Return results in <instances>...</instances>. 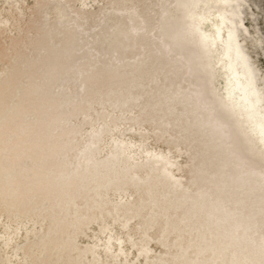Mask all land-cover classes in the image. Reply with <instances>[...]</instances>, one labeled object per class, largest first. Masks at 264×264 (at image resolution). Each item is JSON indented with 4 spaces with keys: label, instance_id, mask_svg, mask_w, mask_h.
<instances>
[{
    "label": "bare ground",
    "instance_id": "1",
    "mask_svg": "<svg viewBox=\"0 0 264 264\" xmlns=\"http://www.w3.org/2000/svg\"><path fill=\"white\" fill-rule=\"evenodd\" d=\"M47 1L48 0H44V1L42 0V3L45 4L47 3ZM61 1L62 0H50L49 4H52V2H58L61 4ZM208 1L210 0H165V1L160 0L159 2L153 1L152 4L148 5L149 10H151V12L153 11L152 13H150V11L148 10H145L146 5L142 7L143 2L136 5L133 4L130 7H124V9L125 8L134 9L132 14H128L127 16H125L126 27L128 29V32L126 34L122 33L121 35L122 37H120L117 33L111 34L109 37H107V40L110 38L113 40H110L111 42L110 45L105 43L106 44L105 46H104V42L103 43L100 42L102 41L101 39L100 41L97 40L99 39L98 37L105 35L106 32L107 33L109 31L110 33L112 32L111 28H112L113 20L110 17H108V19L110 18L108 22L102 23V20L106 18L105 13L109 12L108 11L109 8L103 6L97 7L95 5L89 7L85 6L87 7L84 8L85 11L92 12L93 10V14H95L94 17L97 18L96 23H94V25H97L96 27L97 30L93 28L94 30L92 29L91 32L89 30L80 32V36L83 38L85 36L86 41L80 42V39H78L80 38V36L77 38L78 39L77 42L74 44L72 49L69 50L72 51L73 53H76L77 57L69 62L68 64L69 66L67 65L68 68L75 66L74 64L76 63L81 62L83 58L87 60L86 62H89L92 57L97 58V56L99 54H102L104 50L112 49L117 51L116 55L108 57L111 60L109 59L105 60L103 56H100L103 59H101V62L97 60L96 65H94V68L98 67L99 69H104L105 67L103 68V66L106 65V63H108V65H110V67L113 68L112 69L113 71L118 70L119 74L125 75L130 73V72L129 73L125 72L127 68L129 70L130 68H135L136 64H139L141 61L146 60L147 57L145 56L147 53L150 54V56L148 55L149 58H158V56L168 52L169 53L168 57L165 56L163 57V59L167 58L168 59L167 63L172 65L169 72L170 76L173 77L174 75L178 74L182 77L181 80L176 79L173 82L175 88L177 90L178 89L181 90V93H179L178 95V100L180 101V103L186 100H190L192 103V107H194V109L197 110L196 107L198 105L201 108H204L205 106L202 104H204L205 97L207 98L206 95L208 94L209 96H211L208 92L211 91V88L219 86L222 77H223V84L225 85V89L217 93H213V95L211 96V101L207 103L206 108H204L206 114L204 115L203 119L199 122H193L189 125V127L186 130L187 134H189L188 139H185L184 137L182 138V140L181 139L179 141L176 140L179 136H181L182 133V128H176L174 131H169L168 133L163 135L162 138L159 137L158 140L160 138L161 139L152 145L147 144V142H145V138L151 134L152 129L160 128L165 125L172 124L173 122L178 120L183 113L190 115L197 114L193 109H189L185 111L183 107L180 110L178 106H175L170 110L162 111L161 114H158L153 118L149 117L147 123L149 122L151 123L150 125L152 127L150 129H147L144 124L142 127L135 128V131L130 133V135L127 138L130 141L129 143L131 142L133 143L135 140H139V139L141 140V138L142 140H144L143 143L141 142L142 143L141 145L140 143L138 144L139 145L138 148H135V150H131L130 149L131 147H129L130 144H128L129 146L120 147L117 150L116 148L115 149L113 148V145L119 143L121 139L124 138V131L128 130L131 127V125L138 122L139 119L146 118L145 117L146 113L144 111H141L140 109L141 103L146 102L147 99L145 96L146 94L143 91L142 95H140L138 98H136L131 102L132 103L131 106L135 107L134 111H131L130 113H125L124 110L125 108L128 107L127 105L121 106L119 108H116V110H114L115 112H118L120 114L119 115L120 120L118 124H121L123 131L108 135L103 134L102 136L95 137L101 125H103L104 128L106 129L108 127L110 128L111 126L116 125L117 122L114 123L102 122V124L100 123L101 125L100 124L96 125L92 123L77 128H76V124H74V127L73 125L69 126L70 128L71 127L73 128L71 129L68 128L67 130H65L64 128L67 125L58 126L55 132L53 134L51 133L52 137L56 136L57 139L56 143L54 145L45 148L37 147L38 144L36 146L34 145L35 150L33 155H35L36 152L39 154L37 162L33 163V160L24 162L23 157L25 156V154L28 153L30 154L31 152L29 151V149L26 150V152L25 151L18 152V149L19 147L23 148V146L26 147L27 144L28 145L32 144L34 142L33 140L37 138L38 134L34 135V131L32 129H34V127L36 128V124L39 122H43L48 126H50V124L52 123L53 120H55V118L60 117L59 112H57L56 110H61V107L63 106V104L66 102L67 99L72 100L73 97H75L77 94H83L85 87L84 83H86V81H82L84 83H80V81H77L75 80V78L74 79L72 78V80H70L69 83L73 84L74 82H76L77 90H68L67 87L69 86V83L67 85L65 83L63 84L61 83L60 79H59L60 81L50 82L44 87H41L44 84L43 82L52 79H45L44 81L39 83V85L42 84L40 87L38 85L35 88H33L34 92H37V90L39 89L37 93L33 92L34 95L33 102L34 104L36 103L35 108H26V107L22 108L23 110L21 109L20 111L24 115V119H23L24 121H22L18 126L15 127L12 128L6 127V129H8V131L12 132L13 134L12 133L8 134L7 137L3 138L2 140L0 139V147H1L4 146V143H7V141L12 140V138H15V136L19 135L18 136L19 139H20V135L28 136L26 140H24L25 138L22 139V141L19 142V145L13 148L15 149L14 151L15 155L7 164H5L4 167L5 170L4 169L0 170L1 171L0 179L2 178L6 180V178H8V175L11 171H14L15 169H19L21 167H24L26 171L21 173L20 176L16 175L18 174V172L15 173L14 176H12V179H8L6 182L0 185V196L3 190L6 189L5 188L6 186H10V189L15 190L22 185L25 186L32 185L31 187H29V189L19 190L15 194L7 197L4 201L1 202V203H6L8 208L12 207L11 205H17L19 203H20V207H22L24 206L23 204H28L29 200L31 203H29V205H27L25 209L20 210L19 213L20 218L14 220H12L11 217H14L15 213L19 212V209L16 212L8 211L9 209L6 208L0 209V212H4L3 214L6 213V215H8L7 217L8 220L5 221L4 224H0V233L4 235V237H2L0 240V248L6 249V251L0 254V264H35L39 261H41L43 264H153L152 261L162 258L163 253L166 250L160 245H159L160 248L155 252H153L152 254H150V250H148L147 247H144V249L140 248L136 256L142 254L143 258H140V260H138L137 262H135L134 259H132V257L127 255V253L130 252V250L132 249V245L136 241H139L140 244H146L144 242V239L142 240L141 238L143 237L145 238V236L147 235L150 236L151 232L147 230L148 228L152 226H156L158 224H161L163 227L164 225H166L165 221L167 223L169 222L168 219L170 220L172 219L171 221L172 225L168 229L166 228V230L164 231L162 230L163 231L162 235L164 237L166 236V241L168 242L175 239L180 234L182 228H180L179 226L175 227L174 225L180 221H185L186 219V217L184 216L185 214H182V211L185 209L183 213L186 212H188L189 214L192 213V210H194L196 206L198 207L197 203H201V199L207 191L204 189L205 187H200L199 190L196 189L198 194L192 197L190 200L188 194L192 193V191L190 190L194 189L195 187L193 188L188 187L179 191L182 187V185H179V183L183 182V180L186 179L185 177H183L184 176L183 174L188 172L190 168L186 167L187 169L180 170L182 171L181 173H179L180 175H176L177 172L172 173L171 170H168V172H165L166 173L165 176H168L167 178L168 183H163L162 181H163L164 173H157V177H154L147 172L150 166H154L156 164L163 165L172 162L180 166L181 164H185L188 161H190L191 158L193 159L196 153H200L203 156V158L201 159L202 163H200L195 169L192 170L195 173H198V171L202 172L204 169H206L205 163L208 161L206 160V157H208L209 152L212 151V148L211 150L210 149L208 150V148L205 146V143L208 144L212 142V140H215L218 137L221 138L220 136H222L223 133L231 132L226 127H229L227 125L231 124V119L233 123H237L236 122L237 117L238 119L239 118L241 119L243 123V128L240 129L237 127L236 132H239L241 134L243 130L245 131L249 130L251 134V138H255L258 140V144L263 147L262 152H264V82H262L261 84H257V80H256L258 77H262L263 75L259 73L256 64L246 53V50L243 49V43L241 42L239 36H245V34L241 32L239 29H237L236 31V23L232 22V17L234 15H239V13L243 11L239 15L241 16V19L239 20L240 22L239 24L243 23L242 17H244L245 15V10H243V7L240 5L243 4L244 6H246V4L242 1H248V0H212L211 5L210 4L208 5ZM237 3L238 5L234 6L233 8H230L231 4L234 5ZM84 4L87 5V3ZM29 6L30 5H28V7ZM202 6H205L203 10H201ZM50 8H54V6H49L48 8H45L44 11L46 12ZM5 9H7V7L0 9V21H4L6 18L9 17L14 18L13 17L14 14H12V12L8 13V16L7 15L5 16L4 13ZM224 9H226V11H224ZM67 10H69V8H67L65 5L62 4V7L60 8V13L61 11L62 13L60 14L58 12V15L56 14V16L58 17L57 19H59V16H64L65 20H68L67 13L66 15L64 14L65 13L64 11ZM197 10L199 11L198 15L201 17L205 14H210V15L214 14L213 17H215V19L213 20V22L215 29L214 32L212 33L217 40L219 39V35L221 33V30L223 29L221 25L223 23L226 24L227 22H229L231 25H226L225 28H227V30L224 29V31L227 32L228 35L225 34L226 38L223 39L219 45L221 49H220V55L217 58V64H219L220 68L216 67L218 69H214L213 72L211 71L208 77L205 78L204 83L202 80H200V87L197 89V91H195L194 89L197 88V79H200L201 76H202L201 79H203L204 76L207 74V72H204L205 71L204 69L202 70V68H200L199 63L200 61H202L209 68L208 70L213 69L212 63L214 61V57L211 53H209L210 52L209 48L211 49L212 47H215L214 44L208 43L209 37L213 35L210 34L208 31H203L200 29L198 22L195 19L196 16H194V19H192L191 16L188 15L190 14V12H194ZM117 11L120 12L121 9H117ZM168 11L169 14L167 15ZM223 11L224 14H222ZM52 14L53 13L51 11L50 12L47 11L45 14L44 13L41 14L40 19H37L34 22H30V23L27 22V25L29 27H31L30 24L32 23V26L34 27L32 29L34 30L32 31L33 33L29 35L28 39H25L24 44H22L18 49H16V47L10 48L9 49L10 51L8 53L4 55L1 54L0 61H4L6 59L5 58L1 60L5 55H8L9 59H13L15 57H18L19 54L22 53L29 54L31 51V42L33 40L35 41V39H39V37H42V39L40 40L42 46L48 45V43L50 42L49 40L50 33H53L55 31V26L53 27L50 18L52 17ZM147 14H150L149 22H152V29L149 30L148 34H146L145 30L141 31V29L145 27ZM217 14L219 15L222 14V15L219 17ZM111 16L113 17V15ZM78 17L79 16H75L74 18H72L71 21H75ZM137 18L139 19L135 24L134 20H136ZM45 20L47 21L46 24H45ZM84 20L83 18H81L80 20L77 19L75 22L70 23V25H68L67 27L68 30L66 29L65 32L66 33H69L70 31L75 32L83 24L90 23L87 21L85 22ZM57 23H58L57 25H59V22ZM48 24H49V29L46 27V25ZM43 27H46V29L48 30V31L47 30L42 31L43 33H46L44 35L41 34V29ZM11 30L12 27L9 26L5 30H3L0 33V35L2 33L3 35H5V33H8L4 37H9L10 35L9 33ZM105 30H109V31H105ZM162 30H165V32L167 30H170L169 31L170 35L165 37L161 42H159L158 41L159 37L165 32H163L157 38H155V35H157ZM89 33H90V37H88ZM57 35L58 36H56V38L58 39L54 40L53 41L54 43L51 44V46H49L48 48H46L45 50L46 52L51 51L53 47L56 45L60 46L59 42L64 38L65 34L63 31H61V33ZM140 35L141 36L144 35L143 36L144 38L141 39L137 38V36ZM254 35H256V43L259 46H262L264 44V37L260 34V32L257 29L255 30ZM129 39L131 40L133 39L134 41L127 42ZM103 41L105 40L103 39ZM140 41L143 43H147L149 45L148 46L149 49L150 48L152 49L149 50L138 47ZM121 43L127 45L123 48L124 49L123 53L120 54L117 47ZM131 43L132 45L128 47V44ZM178 44L180 45V47L176 49L174 53L173 51L172 53H170L171 48L172 47L174 48ZM141 46L143 45L141 44ZM42 49L43 47H40L32 53L34 54L37 51L41 52L43 51ZM190 49L194 51L192 53H189V55L190 54L191 55L188 58L187 56H185V53ZM61 52H62L61 48L56 50L53 53L52 56L53 59L56 60L59 57H61L62 56ZM182 55H184V58L181 57ZM142 56H144L145 58L144 60ZM41 58H43L42 55L36 54V55H32V60L31 59L29 60H31L32 62L34 59L38 61ZM87 58H89V60ZM126 58H131L129 60L132 61H130L129 64H127L126 66H124L123 68L124 70L119 71L116 65H118L119 62L120 64H122V61L125 60ZM149 58L146 61L150 60ZM66 61H68V59ZM31 62H29L22 70L23 71L26 70L30 66ZM62 62L59 64V66H63ZM158 62L161 61L159 60ZM164 63L152 67V69L149 72H148L149 68L144 69L143 71H141L142 70L141 69L140 72H137L131 79L133 81L131 89L133 90H130L128 92H123L122 94L116 97H110V96L107 97L108 92L106 93L103 91V93L101 94L98 100L92 101L91 103L89 102L86 103V107H82V109H78L81 111L76 110V108H79V105L82 103L81 101L85 100V97L87 96L85 95L81 97L82 99L81 101L78 102L75 101L74 103L76 104H74L72 107L66 108L67 105L63 106V109L65 110L62 109L63 111L61 110V113L63 115L66 114V118L69 119L71 118L74 123H78L77 120H80L81 117L85 118L87 117V115L90 118H95L96 116L100 115L93 113L95 111L96 105H99L100 103H104L107 101H110L111 104L112 103L114 104L118 100H120V102L125 101L131 98V95H134L138 89L141 90V86L142 88H144V85L145 84L147 85L146 83L147 79L152 77V81H159L157 73H161L162 70L165 71ZM150 65H152V62ZM188 69H191L192 71L201 69V71L200 70L195 71V73L189 75ZM14 70H15L14 68L12 69L9 68L7 70H3L2 72H0V81L2 79H5V77H9ZM55 70H58V67L47 69L46 66L41 70V72H39V75H35L33 78L30 79L31 81H36V79L40 78V75H42V78L52 73L54 75L56 74ZM88 70L89 69L87 68L85 69V67L78 69L76 71L77 77L80 78L81 74L83 75L81 79L88 76L86 75L89 74L86 73L88 72ZM102 71L104 70H100L98 73L94 75V77L100 75ZM108 73L111 72L108 71ZM184 74L188 75L187 78L185 79L183 78ZM91 77L93 76H89V79H91ZM104 80H105L104 76L99 78L98 81L96 80L97 85H102ZM259 80H261V78ZM259 80L258 82H260ZM128 81L129 80L117 81V79L114 81L113 79L112 81L113 85L111 84V87L113 88H115L116 86L119 87L120 85H123V83L125 84L128 83ZM26 82H27V78L24 79L23 82H20L19 84L25 86ZM169 82H170V78H169ZM151 85L156 86L153 83ZM151 85H148L147 88L151 87ZM109 89L110 87L108 88V90ZM172 89L169 88L166 95L164 93L163 94L161 93L159 95L156 94L159 102L167 103L169 99L171 98L174 99V97L177 98L176 97L177 95L174 96V94L176 93L172 92ZM55 91L61 92V98H60L61 101L60 100L59 101L57 100L58 102L52 101L49 104L44 105L41 102V100L44 98L43 96L49 92L53 94ZM26 92L24 93L26 94ZM18 93L21 92L18 91L12 92L11 95L9 96V99L17 100L18 98L21 97V95H23L22 93L21 94ZM50 99L54 100V97L48 98V100ZM217 101H222L224 103V106L221 109V113L230 112L228 115V119L221 120L225 123V128L222 129L220 128L213 129L216 123L217 124L220 123L219 121L214 123L213 128L210 127V125L213 124L214 120L221 119V116L219 114L220 112L219 113H217L216 111L214 113L210 112V108H212L213 105L212 103H215ZM13 103L14 101L9 105L6 104L2 107L3 109L8 107V109L6 112L3 111L4 113H6V116L0 118V124H3L4 121L7 120V118L16 116V114L19 113V110L15 109L16 111H14V107H10ZM111 107L112 108H110V111L112 112L113 106ZM200 107L198 108L200 109ZM215 107L216 109H218L220 108V105L218 104ZM82 110H87V111L89 110V111L88 113L86 112L82 114ZM110 111L109 110L107 112L105 111L103 114H110ZM33 116L37 117V120L33 122L34 124L29 120ZM55 123L61 124L63 122L59 121ZM174 127L176 126H172L169 129H173ZM197 128L210 129L207 130V132H205L206 134H208L213 129V133L212 134L210 133L211 135L209 134V136L205 135L203 137L202 146L196 149L194 148V144H195L194 140L196 136L192 134L193 132H195ZM68 132L72 137L69 135L70 136L69 139L64 140ZM18 138L17 140H19ZM224 138L228 139V137L225 136ZM237 139L238 137L224 140L226 142H224L225 144L222 143L224 144L223 146L220 145L215 148V152H217V154H223L229 152V155L227 154L228 156L224 155L227 157L223 158V161L226 162L231 161L233 165L236 164V168H234L233 170L230 168H229L230 170L228 168L225 169L220 165L221 164L220 162V164L218 163L219 165H217L218 167L217 166L214 167V170L212 169L209 170L210 172L209 176L210 177H219L220 175L230 176L231 179L228 181V184H230L232 180V176L233 178H235L236 175L234 176V174H237L239 171V175L237 176L238 178L236 180H238L237 182L242 185V188L239 189L237 192L243 191L242 194H240L241 196L244 193H250L249 202L257 198L264 199V158L260 160L258 159L261 157L259 156V154L257 155L258 156L257 157L254 154H248L246 152L248 149H251L250 147L251 143L249 142V140L246 141V143H244L243 148L241 150L240 149L238 150L237 148L233 149V146H236V142L238 141ZM220 141L216 142L215 145H218L223 140L221 142ZM107 142H109L112 145V148L110 146V149L109 148L105 149L99 157L97 155H94V151H97L99 149L100 144ZM226 144L228 146H225ZM61 145L63 146L59 150V152H54L55 150L54 148L60 147ZM170 145L178 149H184V148H188V149L191 148V149L189 150L188 156H180L177 158H174V156L166 157L164 155L163 149L167 148ZM11 146L12 144L8 146V148L9 147L11 148ZM113 150H115L116 152H114ZM43 155H45L46 157L48 156L49 157L48 160L51 161L55 160V162L57 161V165L55 167L52 166V168H50L49 170H44L42 173L40 172L39 175L29 174L30 171H33L34 167L40 166L42 160L46 159ZM114 155L115 156L129 155L130 157L128 160H125L123 162H109L108 158L110 159ZM182 158L184 159L183 161H181ZM143 159L145 160V163L143 164L144 166H138L137 168H135L131 176L120 178L112 183L108 182L111 178H113V174H115V172L118 171L120 172L123 170H127L129 168L132 169L134 163L141 161ZM250 161L254 162L253 163L254 166L253 167L245 166V163ZM68 164L72 166L75 165L81 167L76 169L74 167V169H71L70 171L62 172V168L66 169ZM228 164L231 165V163ZM44 167H47V163L44 165ZM246 168L248 169L245 170ZM95 175H97V177H102V178L97 179L95 182L86 183V180L89 177H93ZM51 177H57L58 178L57 182L49 184L47 187L43 186L44 181L50 179ZM155 178L159 180V185L153 188L151 187L150 184L151 182H154L153 180ZM189 179H190L189 181H191L193 179L192 176ZM136 181L141 182L142 187H140V189L135 194V189L133 188V186L136 183ZM199 181L201 183L203 182V179H200ZM63 183H67V185L71 183V185L69 186L72 187L65 188L66 193H69V195L70 193H73V195H71L70 197L65 198V196H62L63 195L62 193L64 191V188H62ZM16 184H21V185L16 187L15 186ZM228 184L226 182H224L223 184H218L217 188L218 190H225L226 187V189L229 190L230 188L229 187L227 188V186H229ZM40 185H42V190H40L39 188ZM100 185L104 187L99 192L100 194L99 193L97 194L95 199L103 200L107 198L110 195V193H114L119 188H122L123 192L120 194L117 193L112 195L111 201L108 203V205L103 206V208L100 209V211L92 214V215L95 214L99 215L98 218L99 221H96L95 223L92 222L86 225L85 227H82L80 224H78V221L81 219L77 218V220H75L74 223L66 224L65 220L67 218L71 216L75 218L76 210H74V212L71 214L65 210L66 207L63 206L57 207L56 205L60 203L73 204L75 202L93 204L96 202V200L94 199L90 201L91 194L94 191L96 192L97 187H99ZM173 185L177 187V189L173 190V192L175 191H179V192H175V193L172 192L170 196H168L165 199H162L160 206L161 209L164 210L163 213L160 214V218L162 219L157 220L156 218H152L151 221H148L147 223L144 222V224H142L141 222L142 209L147 206L148 207L154 206V203L152 202L151 199L154 197L155 193L159 189L164 188L165 186L170 187ZM72 188H74L75 190L74 189L72 190ZM257 188H259L258 190L261 192L255 191V189ZM131 189L134 190V192H131L132 191ZM133 193L135 194V196H137V201L135 206L131 207V209L129 210L127 209L128 208L127 203L130 200L131 194L133 195ZM39 194H42L41 197L39 196ZM148 199H150V201L147 203L146 201ZM186 201L189 202L185 203L184 206L180 208V210L182 211H180L176 216L172 215L171 217V212L173 210H177L178 205ZM234 201L235 200H233V202ZM233 202L229 204L226 203L223 198L213 197L205 205H203V209L205 212L210 208V205L211 206L214 205L215 207L220 206V208H222L221 211L223 213V217L231 214V217L234 219V217L238 215V211L236 210V208H233L235 204V203L232 204ZM194 203H196L195 207H194ZM99 207H102V205L100 204ZM229 210H232L231 213ZM222 213H218V214L216 213V217H211L212 219L210 220V222L212 223L211 224L212 229L207 233H212L213 229L216 228V225L222 219L221 218ZM81 215L85 217L88 214L82 213ZM133 216H138L139 219H136V221L132 223L129 227L126 226L130 218H132ZM198 216H200V214H198ZM202 216L196 219V221H194L195 223L188 229V235H186V239H184L183 241H179L180 242L179 244L176 243L172 247L169 246L168 248H170L171 254L167 257H164L163 261L157 264H186L185 260H183V262H178V261L174 262L173 260H170L172 257L171 255L177 253V251L179 250H188L191 247H196L197 249H199L203 244L202 241L206 239V237H211L210 234H207L206 237H204L200 241V243L197 242L195 238V232L197 231L198 225L203 219ZM261 216L264 218V215ZM0 218H1V213H0ZM116 219L120 221L119 225L110 229L111 225H113L112 223ZM213 222L217 224L215 225ZM220 222L221 223H219L218 227L220 226L222 227L223 225L227 226L233 221L232 222L220 221ZM79 223H81V221H79ZM256 223H258L256 220L251 219V217H249L241 224V226L247 227L249 224H252L253 225L252 227H257ZM29 228H35L38 231V234L33 236L31 239L28 238L27 236L25 237L26 234L25 232ZM58 228H60L59 232H61L60 237L58 236L59 234V232L57 231ZM54 233L56 234L50 238V236ZM136 234H140L138 238ZM235 234H237V232L234 233L233 235ZM245 234H247V237L249 234V238H251L252 240H258V242L259 240L261 241L264 240V234L262 233L257 236L253 235L251 232H247ZM83 235L86 236V239L83 238L81 240V236ZM94 236H96V239H93L95 238ZM74 240L75 243H73ZM115 240L127 241L129 244L126 246L128 247L119 246L117 247L116 250L113 247L107 248L108 245L107 242L115 241ZM31 242L37 245L35 246V248L32 249L33 251H31V253H27L25 256H16L19 254L21 249H23V245H18V244L20 243L29 244ZM162 245L164 246V244ZM68 246H71V248L70 247L68 248ZM61 247L65 248L63 252L59 251ZM238 247H239V241L235 243L233 249L236 250ZM251 251L252 248L248 247L247 251L243 252L242 255L243 258L240 264H250V257L252 253ZM218 253L210 256L209 259H212V264H223L224 260L228 262L226 258L230 252L225 253V255L223 256L225 258L224 260H222V262H220L221 260L218 258L220 257L221 254L219 255ZM258 253L263 254L264 249L258 250ZM202 259L203 258L199 260H195L194 264H202ZM262 262L263 261L260 260V263Z\"/></svg>",
    "mask_w": 264,
    "mask_h": 264
},
{
    "label": "rangeland",
    "instance_id": "2",
    "mask_svg": "<svg viewBox=\"0 0 264 264\" xmlns=\"http://www.w3.org/2000/svg\"><path fill=\"white\" fill-rule=\"evenodd\" d=\"M49 1L50 0H48L47 3L43 4L42 0H0V9H3V8L7 7V9H5V11H4L5 16L6 15L8 16V13H11V12H12V14H14L13 15L14 18L9 17V18H6L5 20L3 19L4 21H0V33L3 30H5L6 28H8L9 26L12 27V30L9 33L10 34L9 37H4L8 33H5V35H3V33H2L0 35V55L1 54L4 55V54L8 53L10 51L9 50L10 48L16 47V49H18L22 44H24L25 39H28L29 35L31 33H33L32 31H34V30H32L34 28L32 26V23L30 24L31 27H29L27 25V22L30 23V22H34L37 19H40L41 14H43V13L45 14L47 11H49V12L51 11L53 13L52 17H50L51 18V22L53 24V27L55 26V31L53 33H50V36H49L50 42L48 43V45L42 46V44L40 43V40L42 39V37H39V39H35V41L33 40L31 42V51H30L29 54L22 53V54H19L18 57H15L13 59H9L8 55H5L1 60L5 59V58L6 59L4 61H0V72H2L3 70H7L9 68L10 69H12V68L15 69L13 71V73L9 77H5V79H2L0 81V108H1L0 109V118L1 117L3 118V117L6 116V113H4V112H6L7 109H8V107H6L4 109L2 107L4 105H6V104L9 105L13 101H14V103L10 107H14V111H16L15 109L19 110V113L16 114V116L7 118V120L4 121L3 124H0V139L1 140L3 138L7 137L8 134L12 133V132L8 131V129H6V127L12 128V127L18 126L22 121H24L23 120L24 119V115L20 111L22 108H24V107H26V108H35V106H36L35 104L36 103L34 104V102H33V96H34L33 95V92H34L33 88L38 86L39 83H41L45 79H52L53 80V78H54V80L52 82H58V81L61 80V83H63V84L65 83L66 85L69 83L70 80H72L71 78H73V79L75 78V80L80 81V83H84L82 81H86V83H84L85 87H84L83 94H77L75 97H73L72 100L67 99L66 102L63 104V106L67 105L66 108L72 107L74 104H76L74 102H75V100L77 98L87 95L85 97L86 101L85 100L81 101L83 103V104L81 103L82 106L80 104L79 108H76V110H78V109H82V107H86V103H88V102L91 103L92 101L98 100L100 98L101 94L103 93V91L106 92V93L108 92L107 93V97L108 96L116 97V96H119L120 94H122L123 92H128L130 90H133V89H131V86L133 84V81L131 79H132V77L135 74H133L132 77H131L130 74L139 67L138 65H140L141 63H146L147 62L146 60L150 56V54L147 53L146 56H145V57H147L146 60H144L145 58H144V56H142V58H143V60L145 62L141 61L139 64L135 65V68H130V70L127 68V70H125V72H127V73L130 72V73L129 74H125V75L119 74L118 70L117 71H113L112 70L113 68H111L110 65H108V63H106V65L103 66V68L105 67L104 69H99L98 67L97 68L95 67L96 69L94 68V65H96L97 60L99 62H101V59H103L100 56H105L106 54H108L109 57H111L113 55H116L117 51L116 50H112V49L104 50V52L102 54H99L97 56V58L92 57L89 62H86L87 60H85L82 57L83 59H82L81 62L76 63V64L73 63L75 66H72V67H69V68L67 67L69 62L77 57L76 53H73L72 51H69V50L72 49V47L74 46V44L77 42L78 39H80V42L86 41L85 40V36H84V38L80 36V32L85 31V30H89L91 32V30L93 28H95V30H97L96 29L97 25H94V23H96V21H97V18L94 17L95 14H93V10H92V12H88V11H85L84 8H87V7L92 6V5H95L97 7L103 6V7L109 8V10H108L109 12L105 13L106 14V18L102 20V23L108 22L110 20V18H111L113 20V24H112V28H111L112 32L110 33L109 30H105V31H109V32L108 33L106 32L105 35H103L101 37H98L99 39L97 40V41H100V39H101L102 41H100V42H102V43L104 42V46H105L106 44H109V45L111 44L110 40H113V39L110 38V39L107 40V37H109L111 34H116L117 33L120 37H122L121 36L122 33L126 34L128 32V29L126 27L125 16H127L128 14H132L134 9H130V8H125L124 9V7H130L133 4L136 5V4H140L141 2H143L142 7H144V5H146L147 8L145 7V10H148V11H150V13H152L153 11L151 12V10H149L148 5L152 4L153 1L159 2L160 0H62L61 4L58 3V2H52V4H49ZM163 1H165V0H163ZM211 1L212 0L208 1V5L212 4ZM242 2H244L246 4V6H244L243 4L240 5V6L243 7V10H245V15H244L245 18L242 17V20H243L242 22L243 23L239 24L240 23L239 20L241 19V16H239V15L243 11H241L239 13V15H234L232 17V22L236 23V31H237V29H239L241 32H243L245 34V36H239V37H240L241 42L243 43V49L246 50V53L250 56V58L256 64V66H257V68L259 70V73L261 75H263L262 77H258L256 79L257 80V84H261L262 82H264V44L262 46H259L256 43V35H254V33H255V30L257 29L260 32V34L264 37V0L263 1L262 0H248V1H242ZM84 3H87V5L84 4ZM62 4L65 5L67 8H69V10L64 11L65 15L67 13L68 20H65L64 16H59V19H57L58 17L56 16V14L58 15V12L60 13V8L62 7ZM28 5H30V6L28 7ZM236 5H238V3L234 4V5L231 4V6L230 5L229 6H230V8H233ZM49 6H54V8H50L49 10H47L45 12L44 9L48 8ZM85 6H87V7H85ZM137 8H140V7H137ZM204 8H205V6H202L201 10H203ZM117 9H121V11L119 12V11H117ZM128 9H130V10H128ZM224 11H226V9H224ZM224 11H223L222 14H224ZM61 13H62V11H61ZM113 13H115V14H113ZM198 13H199V11L197 10V11H194V12H190V14H188V15L191 16L192 19H194V16H196L195 19L198 22V25H199L200 29L203 30V31H208L210 34L213 35L212 32H214V29H215L214 22H213V20L215 19V17H213L214 14L213 15L205 14V15H203L201 17V16L198 15ZM168 14H169V11H168L167 15ZM101 15H104V14H101ZM111 15H113V17ZM217 15L219 17L221 16L219 14H217ZM75 16H79L77 18L78 20L83 18V20L85 19L84 20L85 22L87 21V22H90V23L83 24L75 32H71L70 31L69 33H66L65 31H66V29L68 30V28H67L68 25H70V23H73V22H75L77 20L76 19L75 21H71L72 18H74ZM108 17H110V18L108 19ZM149 18H150V14H147L145 27L143 29H141V31L145 30L146 34H148L149 30L152 29V22H149ZM138 19L139 18L134 20L135 24L137 23ZM46 22L47 21L45 20V24H46ZM57 22H59V25H57L58 24ZM223 24L221 25V27L223 29L221 30V33L219 35V39L217 40L216 37H214V35L209 37V39H208V43L209 44H214L215 45V47H212L211 49L209 48V51H210L209 53H211L213 55V57H214V61L212 63V65H213L212 68L213 69L208 70L209 68L202 61H200V63H199L200 68L204 69L205 70L204 72H207V74L204 76L203 79H201L202 76L200 77V79H197V88L194 89L195 91H197V89L200 87V80H202L203 83H204L205 82V78L208 77V75H209V73H211V71L213 72L214 69L220 68L219 64H217V58L220 55V49H221V47L219 45H220L221 41L226 38L225 34L228 35L227 32L224 31V29L227 30V28H225L226 25H231L229 22H227L224 25ZM46 27L49 29V24L46 25ZM46 27H43L41 29V34L42 35L46 34V33L42 32V31H46L47 30ZM61 31H63L64 34H65L64 38L60 41L61 43L59 42V44L61 46L60 48L62 50V52H61L62 56L55 60L52 57L53 53L55 51L46 52L45 50H46V48L51 46V44L54 43L53 42L54 40L58 39V38H56V36H58L57 34L61 33ZM163 32H165V30H162L157 35H155V38L159 37ZM245 32L247 33V35H246ZM100 34H99V36H100ZM140 34H141V32H140ZM79 36H80V38H78ZM143 36L144 35H142V36L140 35V36H137V38H139V39L144 38ZM88 37H90V33H89ZM102 38L105 41H103ZM133 41H134L133 39L132 40L129 39L127 42H133ZM141 44L143 46H141ZM126 45L127 44H124V43L119 44L117 49L120 52V54L123 53V50H124L123 48ZM138 45H139L138 47H140L142 49L143 48L149 49V47H148L149 45L147 43H143V42L140 41V44H138ZM40 47H43V49H42L43 51H41V52L37 51L34 54L32 53V52L36 51L38 48H40ZM179 47H180V45H177L174 48L178 49ZM151 49L152 48H150L149 50H151ZM36 54L37 55H42L43 58H41L38 61H36V59H34L31 62L32 55H36ZM168 55H169V53L167 52L165 54H162V55L158 56V58H149L150 61L152 62V65H147L144 68H142V70H141V71H143L144 69L149 68L148 69V72H149L152 69V67H154L156 65H161V64H163L165 62L164 63L165 71L162 70L161 73H157L159 81H152V77H151V78L146 80L147 81L146 82L147 85L145 84L144 88H142V86H141V90L138 89L137 92H135L134 95H131V98H129V99L125 100V101H121V102H120V100L117 99L118 101L115 102L114 104L113 103L111 104L110 101H107V102H104V103H100L99 105H96L95 111L94 112L91 111V112L96 113L97 115L98 114H100V115L96 116L95 118H90L87 115V117H85V118L81 117L80 120H77L78 123H74L71 118L70 119L66 118V114L63 115L61 113V110L63 109V106H62L61 110H56L57 112H59L60 117L55 118V120L52 121L50 126H48L47 124H45L43 122L37 123L36 124V128L34 127V129H32L34 131V135L38 134L37 138H35L33 140L34 142L32 144H29V145L27 144L26 147H24V146H23V148L19 147V149H18V152H20V151H25L26 152V150H28V149L31 152L30 154L29 153L25 154V156L23 157L24 162L31 161V160H33V163L37 162L39 154L36 152V154L33 155L34 150H35L34 145L36 146L38 144L37 147L45 148V147H49L51 145H54L56 143V140H57L56 136L52 137V134H51V131H50L53 126H57L58 127V126H66L67 125L66 127H64L65 130H67L68 128L69 129L73 128L74 124H76V128H77V127H80V126H83V125H87V124H92V123L98 125L100 123L102 124V122H110V123L117 122L116 125L111 126L110 128L108 127L106 129L104 128L103 125L100 124L101 127L99 128V130L96 133L95 137L96 136H102L103 134L108 135V134H113V133H116V132L123 131L121 124H118V122L120 120L119 119V115L120 114L118 112H115L114 110H116V108H119L121 106L127 105L128 107L125 108V110H124L125 113H130L131 111H134L135 107L131 106L132 105L131 102L133 100H135L136 98H138L140 95H142L143 91L146 94V95L145 94L144 95L146 96L147 99H146V102L141 103V108L140 109H141V111H144L146 113L145 114L146 118L139 119L138 122H136L133 125H131V127L128 130L124 131V138H122L119 143L113 145V148L114 149L116 148V150H117L120 147L129 146L128 144H130L129 147H131L130 148L131 150H135V148H138L139 147L138 144L140 143V145H141L144 140H142V138H141V140L139 139V140H135L133 143L132 142L129 143L130 141L127 138L130 135V133L134 132L135 128L142 127L144 124H145V127L147 129H150L152 127L150 125L151 123L150 122L147 123V120H148L149 117L153 118L154 116H157L158 114H161L162 111L170 110L171 108H173L175 106H178L180 110L183 107V109H185V111H187L189 109H193L197 114L190 115V114H184L183 113L181 115V117L178 120H176L175 122H173L172 124L165 125V126L160 127V128L152 129L151 134L145 138V142H147V144L152 145V144L156 143L157 141H159L163 137V135H165L169 131H174L176 128H182L181 136H179L176 140H178V141L180 139L182 140V138H184V137H185V139H188L189 134H187L186 130L189 127V125L191 123H193V122H199V121H201L203 119L204 115L206 114L204 108H206V104L211 101V96L213 95V93H217V92H219L221 90H224L225 89V85L223 84V77H222V80H221V83L219 84V86L211 88V91L208 92L211 96H209L206 93L207 94L206 95L207 98L205 97L204 104H202V105L205 106L204 108H201L198 105L196 107L197 110L194 109V107H192V103H191L190 100H186V101L180 103V101L178 100V95H179V93H181V90H179V89L177 90L175 88V86L173 85V82L176 79L181 80L182 77L180 75H178V74L174 75L173 77L170 76L169 72H170V68L172 67V65L167 63L168 59H167V61L164 60L163 62H158L159 60L161 61L163 59V57H165V56L168 57ZM190 55L188 53H186L185 56H187L189 58ZM88 56H89V54H88ZM181 57L184 58V55H182ZM29 59H31V60H29ZM67 59H68V61H66ZM87 59L89 60V58H87ZM104 59L107 60L109 58L108 57H104ZM129 59H131V58H126L125 60L122 61V64H120V62H119V64L116 65L117 68L119 69V71L124 70L123 69L124 66H126L127 64H129L130 61H132V60H129ZM109 60H111V59H109ZM94 61H96L95 64H93ZM29 62H31L30 66L26 70L23 71L22 69ZM42 62H44L45 64L42 63ZM61 62L63 63V66H59V64ZM125 62H127V63H125ZM46 66H47V69H49V68H57L58 67V70H55L56 74L53 75V73H52V74H50V75H48V76H46L44 78H42V75H40V78L36 79L37 82L36 81H31L30 78H33L35 75H39V72H41V70L43 68H45ZM84 67H85V69L87 68L89 70L90 69H94L95 72H97V73L100 70H108L109 69L108 71L111 72V73L98 75L96 77H91V79H89L90 75H88V76L84 77L83 79H81V77L83 76L81 74L80 78H78L76 71L78 69L84 68ZM216 67H218V68H216ZM89 70H88V72L90 74ZM188 71L191 72V69H188ZM105 72H107V71H105ZM137 72H140V71H137ZM218 75H219V73H218ZM103 76H104L105 80L103 81L102 85H97L98 79L103 77ZM187 76L188 75L184 74L183 78L185 79V78H187ZM26 78H27V82L25 83V86L22 85V84H19L20 82H23V80L26 79ZM169 78H170V82L167 84V82L169 81ZM260 78H261V80H259ZM67 79H69V80L66 82ZM87 79H88V81H87ZM113 79H114V81L116 79H117V81L118 80H120V81L121 80H129L130 82L128 81V83H126V84L123 83V85H120L119 87L116 86L115 88H113V87H111ZM258 80L260 82H258ZM46 82H48V81H45V83ZM151 82L153 84H155L156 86H152ZM148 85H151V87L147 88ZM109 87H110V89L108 90ZM67 88H68V90H77L76 89L77 88V83L76 82H74L73 84L69 83V86ZM169 88H171V89L173 88L172 92L176 93V94H174V96L177 95L176 96L177 98H175V97H174V99L171 98V99L168 100L167 103L159 102V100L157 99L156 94L159 95L161 93L162 94L164 93L166 95L168 90H169ZM164 90H166V91H164ZM14 91L21 92L23 95H21V97L18 98L17 100H13V99L11 100V99H9V96ZM38 91H39V89L37 90V92ZM195 91H192V92H195ZM24 92H26V94ZM37 92H34V93H37ZM21 93H18V94H21ZM43 97L44 98L41 100V102L44 105H47V104H49L52 101H57V100L61 101V99H60L61 98V92L55 91L53 94H51V92H49V93H46ZM53 97H54V100H51V99L48 100V98H53ZM118 98H121V97H118ZM65 99H66V97H65ZM219 100H221V99H219ZM37 104H38V102H37ZM212 104L213 105H212V108H210V112H213V113L215 111L217 113L220 112L219 114L221 116V119L220 120H214L213 124L210 125L211 128H213L214 123H216L218 121L220 123H224L221 120L222 119H228V115L230 113V112L229 113L228 112L227 113L226 112L225 113H221V109L224 106V103L222 101H217V102L212 103ZM218 104L220 105V108L216 109V107H214V106H217ZM111 106H113L112 112L110 111V108H112ZM198 107H200V109ZM63 110H65V109H63ZM76 110H75V112H76ZM108 110L110 111V114H103L105 111L107 112ZM78 111H81V110H78ZM88 111L87 110H82V114H84L86 112L88 113ZM73 119H75V118H73ZM29 120L33 123V122H35L37 120V117L33 116ZM59 121L63 122V123H61V124L55 123V122H59ZM236 122L237 123H233V121L231 119V124L227 125L229 127H226V128L228 130H230L231 132L223 133L222 136H220L221 138L218 137L215 140H212V142H210L208 144L205 143V146L208 148V150L209 149L211 150V148H212V151L209 152L208 157H206V160H208L205 163L206 164V169H204L202 172L198 171V173H195L192 170V169H195L200 163H202L201 159L203 158V156L200 153H196L194 155L193 159L191 158L190 161H188L185 164H181L180 166H178L176 163L172 162V163H167V164H163V165L156 164L154 166H150L149 170L147 169L148 170L147 172L150 175L154 176V177H157V173H164L162 182L163 183H168L167 182L168 176H165V174H166L165 172H168V170H171L172 173L173 172L174 173L177 172L176 175H180L179 173L182 172L180 170L190 168V170L188 172L183 174L184 175L183 177H185L186 179H184L183 182L179 183V185H182V187H181V189L179 191H181L184 188H188V187L189 188H193V187H195L194 189L190 190V191H192V193L188 194L190 200H191L192 197H194V196H196L198 194L197 190H199L200 187H205L204 189L207 192L202 197L201 203H197L198 207L197 206L195 207L196 203H194L195 209L193 207L194 210H192V213H190V214L188 212L183 213L185 209L183 211L180 210V208L182 206H184L185 203H188L189 201L180 203L178 205L177 210H173L171 212V217H172V215L176 216L180 211H182V214H185L184 216L186 217L185 221H180V222H178L177 224L174 225L175 227L179 226L182 229H181L180 234L175 239H173L172 241H170V242L166 241V236L164 237L162 235V232L164 230H166V228L168 229L172 225V222H171L172 219L171 220L168 219L169 220L168 223L165 221L166 225H164L163 227H162L161 224H158L156 226H152V227L148 228L147 230L151 232L150 236L147 235V236H145V238L144 237L141 238L142 240L144 239V242L146 244H140L139 241H136L132 245V249L130 250V252L127 253V255L132 257V259H134L135 262L140 260V258H143L142 254L136 256L137 252H138V250L140 248L144 249V247H147V249L150 250V254H152L153 252H155L156 250H158L160 248L159 245L162 246L166 250L164 251L162 258L156 259L155 261H152V263L153 264H157L159 262H162L164 257H167V256H169L171 254L170 253V248H168V247L169 246L172 247L176 243L179 244L180 243L179 241H183L184 239H186V235H188V229L195 223L194 221H196V219H198L200 216H202L204 214L202 216L203 219L200 222V224L198 225L197 231L195 232V238H196L197 242L200 243V241L204 237H206L207 234H210L211 237H206V239H204L202 241L203 244L201 245V247L199 249H197L196 247H191L188 250H179V251H177V253H174V254L171 255L172 257H171L170 260H173L174 262H177V261L178 262H183V260H185L186 264H194L195 260H199V259L203 258L202 259V264H212V259H209L211 255H214V254L219 252L218 254L219 255L221 254V255L218 258L221 260L220 262H222V260H224V258H225V257H223L225 255V253L226 252H230L227 255V258H226V260H228V262H226L224 260L223 264H231V263L232 264H240L242 262L241 260L243 258L242 257L243 252L247 251L248 247H251L252 248V251H251L252 253H251V257H250V264H264V259H263L264 258V253L263 254H259L258 253V250L264 249V240H262V241L259 240V242H258V240H252L251 238H249V234H248V237H247V234H245L247 232H251L255 236H257V235H259L261 233L264 234V218L261 216V215H264V199H258L257 198L255 200H252L251 202H249L250 193H244L241 196L240 194H242L243 191L237 192L239 189L242 188V185L237 182L238 180H236L238 178L237 176L239 175V171H238L237 174H234V176L236 175L235 178H233V176H232V180H231L230 184H228V181L231 179L230 176H223V175H220L219 177H210L209 176V174H210L209 170L210 169L214 170V167L219 165L220 162H221L220 165L223 168H225V169L226 168H228V169L230 168V169L233 170L234 168H236V164L233 165L231 161H229V162L223 161V158H226L229 155V152H226V153H223V154H217V152H215V148L216 147H218L220 145L223 146L225 144L224 142H226V141H224V140H228V139H231V138L238 137V139H237L238 141L236 142V146H233V149L238 148V150L239 149L241 150L243 148L244 143H246V141L249 140V142L251 143V146H250L251 149H248L246 152L248 154H254L256 156L259 154V156H261V157L258 158V159H260V160H262V158H264L263 157L264 156V152H262L263 151V147L258 144V140L255 139V138H251V134H250L249 130L248 131L243 130L241 132V134L239 132H236L237 127L240 128V129L243 128V123H242L240 118L238 119V117H237L236 118ZM55 124H57V125H55ZM70 125H73V127L70 128L69 127ZM172 126H176V127H174L173 129H169ZM219 128L220 129L225 128V123H224L223 126H221ZM219 128H217V129H219ZM207 130H210V129H208V128H202V129L197 128L195 130V132H193L192 135L196 136V138L194 140V142H195L194 148L197 149V148L201 147L202 146V142H203V137L205 135L209 136L210 133L211 134L213 133V129H212L208 134H206L205 132H207ZM69 132L67 133V135L65 133L66 137L64 135V137H65V138L63 137L64 140H66V139L68 140L69 137L71 136ZM184 132H186V133H184ZM18 136H15V138H12V140L7 141V143H4V146L0 147V161H1L0 170L1 169L5 170V168H4L5 164H7L13 158V156L15 155V152H14L15 149L11 150L10 147L8 148V146H10L12 144V146H14V148H15L17 145H19V142H21L22 139L25 138L24 140H26V138L28 137L27 135H24V136L20 135V139H19ZM177 136H178V134H177ZM224 136L228 137V139H225ZM159 137H161V138L158 140ZM17 138L19 140H17ZM220 140L221 141L223 140V141L221 142ZM218 141H220L221 143H219L218 145H215L216 142H218ZM222 143H224V144H222ZM12 146H11V148H12ZM62 146L63 145H61L60 147H55L54 148L55 149L54 152H59V150L62 148ZM110 146L112 148V145L109 142L101 143L100 146H99V149L97 151H94V155H97L99 157L101 155V153H103V151L105 149H108V148L110 149ZM225 146H228V145L226 144ZM190 149H188V148L178 149V148L173 147L172 145H170L167 148H164L163 152H164V155L166 157L167 156L168 157L174 156V158H177V157H180V156H188ZM231 149H232V147H231ZM192 150H194V149H192ZM113 151L116 152L115 150H113ZM115 155H116V153H115ZM115 155L113 157H111L110 159L108 158L109 162H123L125 160H128L129 157H130L129 155H124V156H120V155L119 156H115ZM224 155H227V156H224ZM43 156L46 159L42 160V162L40 163V166L34 167L33 171H30L29 174H31V175H34V174L39 175L40 172L42 173L44 170H49L50 168H52V166L55 167L57 165V161L55 162V160H52V161L48 160L49 159L48 156L47 157L45 155H43ZM215 157H217V158H215ZM218 158H221V159H218ZM183 160L184 159L182 158L181 161H183ZM46 163H47V167H44V165ZM144 163H145V160L143 159L141 161H138V162L134 163L132 169L129 168L127 170H123V171H120V172L119 171L115 172V174H113V178H111L108 182L112 183L115 180L117 181L120 178L131 176L133 170L135 168H137L138 166H144L143 165ZM228 163H231V165L228 164ZM253 163H254L253 161L246 162L245 166H252L253 167L254 166ZM74 167L76 169V168H80L81 166H75V165L72 166V165L68 164L66 169L62 168V172L63 171H70L71 169H74ZM24 171H26L24 167H21L19 169H15L14 171H11L9 173V175H8V178H6V180H4L2 178L0 179V185H2L8 179H12V176H14L15 173L18 172V175L20 176L21 173H23ZM0 173H1V171H0ZM191 176H192L193 179L191 181H189L190 180L189 178ZM101 178L102 177H97V175H95L93 177H89L86 180V183L95 182L97 179H101ZM223 178H225V179H223ZM57 179H58L57 177H51L50 179L44 181L43 186L47 187L49 184L56 183ZM104 179H107V178H104ZM200 179H203V182L200 183V181H199ZM221 180H225L224 182H226L229 185V186H227V188L228 187L230 188L229 190H227L226 187H225V190H218L217 185L224 183V182L220 183ZM153 181L154 182H151L150 185H151V187L155 188V187H157L159 185V180H157L155 178ZM6 185H7V183H6ZM19 185H21V184H16L15 186L17 187ZM66 185H67V183H63V185H62V188H64L62 196H65V198L70 197L71 195H73V193H70V195H69V193H66V189H65V188H68V187H72V186H69V185H71V183H69L67 186ZM141 185H142L141 182L136 181V183L133 186V188L135 189V194L140 189V187H142ZM31 186L22 185V186H19V188L15 189V190L10 189V186H6L5 187L6 189L3 190V192L1 193V196H0V209H3V208L5 209L6 208V209H9L8 211H13V212L18 211V209H19V212H16L14 217H11L12 220L20 218V214H19L20 210L25 209L27 207V205H29V203H31L30 200H29L28 204H23L24 206H22V207H20V203H19L17 205H11L12 207H9V208L6 205V203H1V202L4 201L7 197L15 194L17 191L29 189V187H31ZM103 187L104 186L100 185L99 187H97L96 192L95 191L92 192L90 201H92V200H94L96 198L97 194L103 189ZM2 188H3V186H2ZM39 188H40V190H42V185H40ZM174 188L177 189V187L175 185L170 186V187L169 186H165L164 188H161L159 190L157 189L158 191L155 193L154 197L151 200L154 203V206L156 205V206H158V208L156 210H154V211H152L153 209H151L152 206H150V207L147 206V207L143 208L142 209V216H141L142 224H144V222L147 223L148 221H151L152 218H156L157 220L158 219L159 220L162 219V218H160V214L163 213L164 210L161 209V207H160L161 205L157 202V200H158V198H161L159 196H163L162 199H165L168 196H170V194L173 192V190H176ZM73 189L74 188H72V190ZM258 189L259 188L255 189V191L261 192ZM193 190H196V191H193ZM11 191H13V192H11ZM179 191H175V192H179ZM122 192H123V189L119 188L114 193H110V195L107 198L103 199V200L95 199L96 202L93 203V204H85V203H82V202H79V203L75 202L73 204H62V203H60V204H58L56 206L57 207H60V206L66 207L65 210L68 211L71 214L74 212V210H76L75 218H73V216L67 218L65 220L66 224L74 223L75 220H77V218H78V219H81V220H79V221H81V223H79V221H78V224H80L82 227H85L86 225H88V224H90L92 222L95 223L96 221H99V219H98L99 215H96V214L92 215V214L93 213H97L98 211H100V209L103 208V206L108 205V203L111 201L112 195L117 194V193L120 194ZM131 192H134V190H132ZM175 192H173V193H175ZM135 194L134 193H133V195L131 194L130 200L127 203V206H128L127 209H129V210L131 209V207L135 206V204H136L137 196H135ZM41 195L42 194H39L40 197H41ZM213 197L214 198L215 197L223 198L225 200V202L229 203V204H231V202H233V200H235L232 204L235 203L233 208H236V210L238 211V215L235 216L234 219L231 217V214L228 215V216H224L223 217V213L221 211L222 208H220V206L215 207L214 205H212V206L210 205V208L204 212L203 205H205ZM149 201H150V199H148L146 202L148 203ZM256 203H257V205H256ZM100 204L102 205V207H99ZM247 210H249V211H247ZM229 211L231 213L232 210H229ZM247 212L249 213L247 218L251 217V219H254V220H256L258 222V223H256L257 227H252L253 226L252 224H249L247 227L239 225L235 230H232V231L229 230L231 228V226L233 228L235 226V224H237V222H235V221L236 220H240V218H242L245 214H247ZM0 213H1L0 224H4L5 221L8 220L7 219L8 215H6V213L3 214L4 212H0ZM80 213L81 214L82 213H87L88 215L83 217ZM216 213L217 214L218 213H222V217H221L222 219L220 221H223V222L224 221H230V222L233 221V222L228 224L227 226L223 225L222 227L221 226L218 227L219 223H221V222L219 221V223L217 224V223H214L215 222L214 221L213 223L215 225L217 224L216 228L213 229L212 233H207V232H209L212 229L211 228V226H212L211 224L212 223L210 222V220L212 219L211 217H216ZM198 214H200V216H198ZM137 217L138 216H133L132 218H130V220L127 223L126 226L129 227L132 223H134L136 221V219H139V217L138 218ZM119 223H120V221L118 219H116L112 223L113 225H111L110 229L114 228L115 226H118ZM57 231L59 232L60 228H58ZM236 232H237V234L233 235ZM25 233H26L25 237L27 236L28 238L31 239L33 236L38 234V231L35 228H29ZM55 234L56 233L52 234L50 236V238L53 237V235H55ZM60 234H61V232H59V234H58L59 237H60ZM136 235H137V238H138L140 234H136ZM2 237H4V235L2 233H0V240H1ZM78 237H80V236H78ZM94 237L95 238H93V239H96V236H94ZM83 238L86 239V236L85 235L81 236V240ZM232 240H234V241H232ZM237 241H239V247L235 250L233 248H234V245H235V243ZM73 243H75V240H74ZM107 243H108L107 248L113 247V248H115V250L119 246L128 247L126 245L129 244L125 240H121V241L120 240L119 241L115 240V241H109ZM218 243H220V244H218ZM162 244H164V246ZM18 245H23V249H21L19 254L16 255V256H25L27 253H31V251H33L32 249L35 248V246H37L33 242H31L29 244L20 243ZM209 245L211 246L210 248H212L211 251L205 252L206 251L205 248L207 246H209ZM69 247L71 248V246H68V248ZM64 249L65 248L61 247L59 249V251L63 252ZM4 251H6L5 248H2V249L0 248V254L2 252H4ZM167 253H169V254H167ZM260 260H262L263 262L260 263ZM35 264H43V263L41 261H39V262H37Z\"/></svg>",
    "mask_w": 264,
    "mask_h": 264
},
{
    "label": "water",
    "instance_id": "3",
    "mask_svg": "<svg viewBox=\"0 0 264 264\" xmlns=\"http://www.w3.org/2000/svg\"><path fill=\"white\" fill-rule=\"evenodd\" d=\"M170 30H167L165 33H163L160 37H159V42H161L165 37H167V36H169L170 35V32H169ZM74 43V42H73ZM130 45H132V44H128V47H130ZM179 45V44H178ZM58 49H60V46L59 45H56V46H54L53 47V49L51 50V51H56V50H58ZM175 49L176 48H171V52L170 53H172V51H173V53H174V51H175ZM191 49H193V48H191ZM188 50L186 53H192L194 50ZM186 53H185V55H186ZM107 56H103V57H109V55L108 54H106ZM167 61V58H165V59H162L161 60V62H163V61ZM95 62L96 61H94L93 62V64H95ZM45 64V63H44ZM151 64V61L150 60H148L146 63H142V65L140 66V65H138L139 67L136 69V70H134L130 75H131V77L133 76V74H136L137 73V71H140L142 68H144L145 66H147V65H150ZM200 71H201V69H199ZM199 70H195V71H199ZM203 70V69H202ZM90 71V74H86V75H90V76H93L94 77V75L97 73V72H95V70L94 69H90L89 70ZM105 71H107V70H104V71H102L101 73L102 74H107L108 73V71L107 72H105ZM195 71L193 70H191V72H189V75L190 74H192V73H195ZM87 73H89V72H87ZM102 74H100V75H102ZM85 75V76H86ZM70 79V78H69ZM69 79H67L66 80V82L69 80ZM72 79V78H71ZM46 81H48V82H43L44 84L42 85V84H40L39 85V87L41 86V87H44L47 83H50V82H52L53 80H46ZM168 81V80H167ZM169 83V81L167 82V84ZM82 99H81V97H79V98H77L75 101H81ZM215 107V106H214ZM223 124L224 123H216L215 124V126H214V128L213 129H216V128H219V127H221V126H223ZM55 125H57V124H55ZM54 127V126H53ZM57 129V126H55V128H52L51 129V133L53 134L54 132H55V130ZM232 134V133H231ZM226 137V136H225ZM226 139V138H225ZM14 148V146H12V148H10V149H13ZM238 149V148H237ZM237 149H236V151H237ZM235 151V150H234ZM235 151V152H236ZM234 152V153H235ZM233 153V154H234ZM248 168H246L245 170H247ZM17 176H18V174H16ZM244 175V174H243ZM243 177V176H242ZM223 179H225V178H223ZM225 180H221L220 181V183H222V182H224ZM179 187V186H178ZM176 189V188H175ZM161 198H158V200H157V202L161 205V202H162V197L163 196H160ZM158 208V206H153L151 209H153L152 211H154V210H156ZM247 211H249V210H247ZM249 215V213L247 212V214H245L242 218H240V220H236L235 222H237V224H235V226L232 228V226H231V228L229 229V230H234L235 228H237L239 225H241L244 221H245V219H247V216ZM234 222V223H235ZM231 230V231H232ZM211 246L209 245V246H207L205 249H206V251L205 252H207V251H211V249L212 248H210Z\"/></svg>",
    "mask_w": 264,
    "mask_h": 264
}]
</instances>
